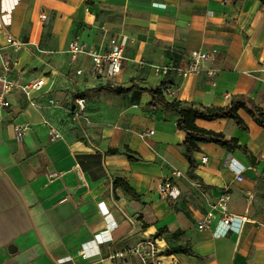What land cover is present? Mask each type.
<instances>
[{
	"label": "crops",
	"instance_id": "1",
	"mask_svg": "<svg viewBox=\"0 0 264 264\" xmlns=\"http://www.w3.org/2000/svg\"><path fill=\"white\" fill-rule=\"evenodd\" d=\"M8 36L23 44L15 54ZM76 38L96 48L123 39L120 74L98 81L88 74V58L72 62L67 49ZM196 50L217 51L207 65L214 76L155 73L183 68ZM8 56L17 87L5 97L9 106L0 107V264H114L111 252L163 228L158 237L167 248L193 252L172 255L177 264H264V130L243 110L245 129L231 119L196 120L245 152L200 143L190 177L178 116L142 91L165 84L168 101L206 107L244 95L264 111V3L0 0V75ZM39 79L41 90L25 96L20 87ZM76 98L85 99L86 121L72 119ZM20 124L29 129L18 138ZM124 147L139 161L104 154ZM175 171L182 177H172ZM170 178L179 194L174 200L158 192ZM114 179L138 201L114 188ZM224 191L229 213L246 222L239 233L217 238L196 223Z\"/></svg>",
	"mask_w": 264,
	"mask_h": 264
},
{
	"label": "built area",
	"instance_id": "2",
	"mask_svg": "<svg viewBox=\"0 0 264 264\" xmlns=\"http://www.w3.org/2000/svg\"><path fill=\"white\" fill-rule=\"evenodd\" d=\"M41 19L45 20L46 16L41 15ZM6 44L12 49V53H17L23 48V44L11 36L6 38ZM70 60L73 62L78 57H86L89 59L88 74L96 80H108L120 74L122 65L126 60L124 57V42L123 39L111 38L102 46L90 47L79 42L78 38L72 40L67 49ZM217 57V51H202L196 50L189 54L188 63L181 69H176L170 65L156 67L157 75H165L170 70H178L182 78L197 76L206 71L209 76L215 75V70L207 68V65L212 64ZM12 62L11 56L6 57L1 61L2 72L0 75L1 91H0V107H8L9 103L5 99L6 95L11 93L13 88L17 87L16 82L9 79L10 65ZM82 70H77L76 74L80 75ZM44 85L43 79L36 80L23 87H20L25 96L29 97L32 92H38ZM163 93L170 94L171 89L166 88ZM51 103V101H49ZM75 110L72 113L73 121L77 122L80 119L86 121L85 118V99L76 98L74 100ZM136 107V106H134ZM29 129L28 124H20L14 126V131L18 138ZM207 158L203 156L200 161L206 163ZM172 177L180 178L182 174L178 171L172 173ZM171 177V178H172ZM171 178L160 183L158 192L162 197L176 199L178 191L174 184L171 183ZM237 181L241 177L236 178ZM246 222L244 216L230 214L228 211V194L226 191L218 195L208 210L201 216L196 223L197 230H211L213 237H224L228 232L239 233L242 225ZM159 237L147 236L143 234L137 242L132 246H127L110 253L109 259L114 264H177L172 255H167L165 251L167 246L161 244ZM83 254L84 252L81 251Z\"/></svg>",
	"mask_w": 264,
	"mask_h": 264
},
{
	"label": "trees",
	"instance_id": "3",
	"mask_svg": "<svg viewBox=\"0 0 264 264\" xmlns=\"http://www.w3.org/2000/svg\"><path fill=\"white\" fill-rule=\"evenodd\" d=\"M264 3V0H259ZM165 84H160L153 89H145L150 97L159 102L166 111L173 112L178 116L177 129L182 132L183 140L181 143L182 153L188 162V175L195 169V162L192 154L199 150L200 143H215L227 151L239 150L245 152L244 148L238 145L234 139L226 140L221 134H215L198 128L195 125L196 120L214 121L217 119H231L234 123L242 129H245L242 119L238 115L239 110H243L251 119L264 130V111L256 106L251 99L244 95L232 96L226 106H195L193 103H186L180 101H168L163 95ZM117 93H121L123 87L113 88ZM92 90H87L80 94L82 97L91 93ZM105 155L126 156L129 162H138L139 160L132 155H136L129 147H124L122 151L117 149H109ZM114 188H121L130 198L138 201L139 197L135 191L124 181L114 179L112 181ZM167 229H159L156 231L154 237H158L167 233ZM167 255H193V252L185 246L169 247L165 251Z\"/></svg>",
	"mask_w": 264,
	"mask_h": 264
},
{
	"label": "bare ground",
	"instance_id": "4",
	"mask_svg": "<svg viewBox=\"0 0 264 264\" xmlns=\"http://www.w3.org/2000/svg\"><path fill=\"white\" fill-rule=\"evenodd\" d=\"M152 232V229H149L147 232H146V234H149V233H151ZM161 244H162V242H161Z\"/></svg>",
	"mask_w": 264,
	"mask_h": 264
}]
</instances>
